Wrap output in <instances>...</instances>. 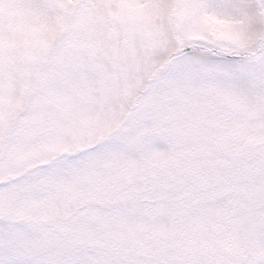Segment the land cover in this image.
<instances>
[{
  "label": "snow or ice",
  "instance_id": "1",
  "mask_svg": "<svg viewBox=\"0 0 264 264\" xmlns=\"http://www.w3.org/2000/svg\"><path fill=\"white\" fill-rule=\"evenodd\" d=\"M0 264H264V0H0Z\"/></svg>",
  "mask_w": 264,
  "mask_h": 264
}]
</instances>
